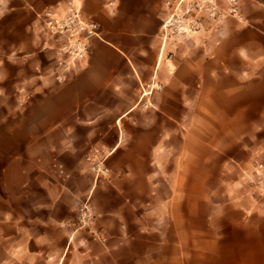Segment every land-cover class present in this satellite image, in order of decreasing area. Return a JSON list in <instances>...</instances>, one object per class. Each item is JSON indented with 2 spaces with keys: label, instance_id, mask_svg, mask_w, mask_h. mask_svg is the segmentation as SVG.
<instances>
[{
  "label": "crops",
  "instance_id": "obj_1",
  "mask_svg": "<svg viewBox=\"0 0 264 264\" xmlns=\"http://www.w3.org/2000/svg\"><path fill=\"white\" fill-rule=\"evenodd\" d=\"M68 1L0 0V16L35 35ZM74 2L99 35L41 99L53 121L2 164L0 264H264V212L228 174L238 149L264 154V2L177 41L163 39L166 0ZM101 146L109 175L95 178L85 155Z\"/></svg>",
  "mask_w": 264,
  "mask_h": 264
},
{
  "label": "rangeland",
  "instance_id": "obj_2",
  "mask_svg": "<svg viewBox=\"0 0 264 264\" xmlns=\"http://www.w3.org/2000/svg\"><path fill=\"white\" fill-rule=\"evenodd\" d=\"M15 14L26 16V11H15ZM0 17H3L0 19L1 169L7 159L14 156H26V143L39 135L36 126L41 123V120L44 124L53 121L54 118L40 116L44 108L41 99L86 65L92 38L96 36L90 38L88 53L85 57L73 58L68 53L60 51L62 45L66 43L64 39L49 34L46 29L34 35L32 30L27 29L31 22L18 19L7 20L4 19V14ZM217 26L206 23L201 30H214ZM191 34L185 35L178 33L177 30L163 28V39L165 40L177 41ZM260 123H262L261 119ZM210 137L212 138L213 134H210ZM257 138L262 140L264 134H258ZM242 140L247 142L245 137ZM97 148H106L110 151L102 154L104 157L102 166L107 168V161L113 150L106 146ZM237 158L243 161L240 164L234 162L236 167L228 171L230 177L233 178L231 184L239 192L240 197L246 199L253 209L264 212V154L262 152L259 155H252L250 152L249 155V150L238 149ZM207 171L218 175L220 166H208ZM91 172L95 177V173L92 170ZM104 174L109 175L108 172ZM102 176L103 174H100L99 178ZM89 224L90 222L83 224L77 218L76 226H81V229H89Z\"/></svg>",
  "mask_w": 264,
  "mask_h": 264
},
{
  "label": "built area",
  "instance_id": "obj_3",
  "mask_svg": "<svg viewBox=\"0 0 264 264\" xmlns=\"http://www.w3.org/2000/svg\"><path fill=\"white\" fill-rule=\"evenodd\" d=\"M165 5L167 12L163 28L177 30L185 35L201 30L206 23L219 25L228 17L240 22L245 21L238 0H166ZM42 18L49 34L66 41L60 51L73 58L85 57L90 38L99 35L97 22L85 18L81 7L74 0L53 11H45ZM106 152L110 151L95 147L86 154V160L95 173V178H99L100 174L104 175L107 170L102 166V154ZM92 217V208L85 201L79 207L78 221L86 224Z\"/></svg>",
  "mask_w": 264,
  "mask_h": 264
},
{
  "label": "trees",
  "instance_id": "obj_4",
  "mask_svg": "<svg viewBox=\"0 0 264 264\" xmlns=\"http://www.w3.org/2000/svg\"><path fill=\"white\" fill-rule=\"evenodd\" d=\"M260 1L264 2V0H260Z\"/></svg>",
  "mask_w": 264,
  "mask_h": 264
}]
</instances>
